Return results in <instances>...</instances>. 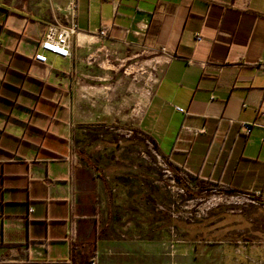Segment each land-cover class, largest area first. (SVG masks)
Returning <instances> with one entry per match:
<instances>
[{"label": "crops", "instance_id": "0c3cea01", "mask_svg": "<svg viewBox=\"0 0 264 264\" xmlns=\"http://www.w3.org/2000/svg\"><path fill=\"white\" fill-rule=\"evenodd\" d=\"M134 136L167 170L149 221L96 152ZM0 264H264V0H0Z\"/></svg>", "mask_w": 264, "mask_h": 264}, {"label": "rangeland", "instance_id": "374dc122", "mask_svg": "<svg viewBox=\"0 0 264 264\" xmlns=\"http://www.w3.org/2000/svg\"><path fill=\"white\" fill-rule=\"evenodd\" d=\"M132 136V135H131ZM132 139V138H131ZM121 145L119 146H106L101 145V148L96 151L97 153H100L101 156L105 155L107 159L105 160L104 164L109 163V160L111 159V166L108 167L110 170H116L118 173L121 174L122 177L117 179L116 187L119 188L120 185H118V180L121 183H124L123 185H128V187L132 188L129 192L128 191H116L115 193V199L118 203H126L127 206L125 209L130 208L131 211H134L133 205H144L140 206L141 209L144 208L145 210V218L146 221L152 220L154 218V205H155V196L156 193V185L153 183V181H157L163 174V170L167 171L163 168V166H160L157 164L156 154L152 150L151 147H148L145 143L142 142V139H140L137 136H134V142L132 144L125 141L124 138H120ZM122 146V147H121ZM94 152V151H93ZM110 158V159H109ZM117 158L118 164H114V160ZM116 165V166H115ZM134 172H141L146 173L147 176H144V178L141 180L142 183V189H146L147 191L145 194L140 192L138 196H134V193H137L139 191V183L134 180V176L132 173ZM125 176H132L131 179L125 177ZM170 178L166 177L164 179V186L166 189V186L170 185L166 180H169ZM172 186V185H170ZM121 187V186H120ZM167 190V189H166ZM169 191V190H168ZM175 192L173 194H176V197L174 200L170 198V193L165 192L166 195L164 196V203L163 206L168 205L170 202L174 203V209L176 213L178 214V217L180 218L182 214L184 213V208L186 207V199L189 197L187 190L182 188V191L177 192V190H174ZM212 193V192H211ZM210 194V193H209ZM207 196V194L205 195ZM131 205H128V204ZM127 211L130 218L137 217L138 215H142L141 211L137 212H131ZM143 211V210H142ZM125 213V212H124Z\"/></svg>", "mask_w": 264, "mask_h": 264}, {"label": "built area", "instance_id": "2783aa9c", "mask_svg": "<svg viewBox=\"0 0 264 264\" xmlns=\"http://www.w3.org/2000/svg\"><path fill=\"white\" fill-rule=\"evenodd\" d=\"M74 31V25L64 29L49 27L37 44V50L33 54V61L46 65L48 63L47 55H54L61 59L67 58L70 53L67 39ZM101 34H104V31ZM176 110L180 113L183 112L179 107H176ZM243 127L246 131H249L250 126L245 125Z\"/></svg>", "mask_w": 264, "mask_h": 264}, {"label": "trees", "instance_id": "16d2710c", "mask_svg": "<svg viewBox=\"0 0 264 264\" xmlns=\"http://www.w3.org/2000/svg\"><path fill=\"white\" fill-rule=\"evenodd\" d=\"M175 179L177 180V183H181L180 181H184L185 183H189L190 180L192 182V185L194 188L198 189H207L212 191H218L221 189V187L216 183H211L207 181V179H200L197 175H187L186 173L182 174H176Z\"/></svg>", "mask_w": 264, "mask_h": 264}]
</instances>
